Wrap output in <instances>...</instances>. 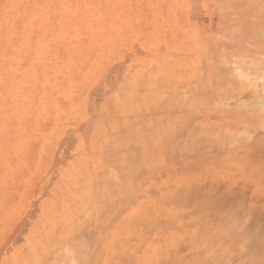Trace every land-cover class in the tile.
Returning a JSON list of instances; mask_svg holds the SVG:
<instances>
[{
	"label": "rangeland",
	"instance_id": "1",
	"mask_svg": "<svg viewBox=\"0 0 264 264\" xmlns=\"http://www.w3.org/2000/svg\"><path fill=\"white\" fill-rule=\"evenodd\" d=\"M252 1L0 0V264H264Z\"/></svg>",
	"mask_w": 264,
	"mask_h": 264
},
{
	"label": "bare ground",
	"instance_id": "2",
	"mask_svg": "<svg viewBox=\"0 0 264 264\" xmlns=\"http://www.w3.org/2000/svg\"><path fill=\"white\" fill-rule=\"evenodd\" d=\"M223 1H224L225 5L227 6V8H230V11L232 12L234 9L237 8L236 6L239 4V3H238V4L236 5V3H237V2H240L241 0L236 1V2H235V0H233V1H232V0H223ZM251 1H252V0H251ZM254 1L259 2V0H254ZM254 1H252L253 4H254ZM217 2H218V1H217ZM257 2H255V3H257ZM220 3H221V2H220ZM242 3H243V1L241 2V4H242ZM252 3H251V4H252ZM251 4H250V5H251ZM253 4H252L251 6H253ZM258 4H260V3H258ZM260 5H261V4H260ZM238 6H239V5H238ZM241 6H242V5H241ZM254 6L257 7L256 4H254ZM254 6H253V7H254ZM223 7H224V5H223ZM235 7H236V8H235ZM227 8H226V9H227ZM261 8H262V10H264V6H263V5H261ZM239 9H240V8H239ZM218 10H219V9H218ZM224 10H225V8H224ZM240 10H241V9H240ZM226 11H227V10H226ZM228 11H229V10H228ZM248 11H249V10H248ZM237 12H239V11H237ZM261 13H262V12H261ZM261 13L259 12L260 15H261ZM222 14H223V13H222ZM225 14H226V13H225ZM235 14H236V13H235ZM235 14H234V15H235ZM242 14H244V10H243ZM251 14L253 15V13H251ZM228 15H229V14H228ZM228 15H227V16H225V15H221V16H222V18H223V16H224V17H228ZM237 15H238V13H237ZM254 15H258V13L256 12V14L254 13ZM260 15H259L258 17H257V16H255V17L258 18V20H259V19H263V17L259 18ZM262 15H263V14H262ZM217 16H219V15H217ZM229 16H230V15H229ZM218 18H219V17H218ZM222 18L220 17L219 19H222ZM239 18H240V17H239ZM239 18H237V17L234 18V17H233V18L230 19V17H229V19H230L229 21L231 22V25H230V23L228 22V23H229L228 26L226 25V24H228V23H226V21H222V20H221L222 24H223V23H224V24H223V25L220 24V25L223 27V28L221 27L220 29L224 30V28H225V29L227 30V31H225V33L228 32V29L230 28V26H235L236 24H235V25H233V24H234L235 21H238ZM252 18H253V17H252ZM235 19H237V20H235ZM240 20H241V19H240ZM258 20H256V24H261V21H262V20H259V22H258ZM233 21H234V22H233ZM254 22H255L254 20H253L252 22L250 21V23H251L250 26L248 25L249 22L247 23V25L249 26L250 29L252 28L251 26H252V23L254 24ZM257 22H258V23H257ZM262 22L264 23V19H263ZM250 23H249V24H250ZM217 24H219V23H217ZM256 24H255V26H256ZM261 25H262V24H261ZM262 26H263V25H262ZM262 26L259 27V25H258L259 29L261 28V29L258 30V31H257L256 29H255L256 31H255L254 29H252V33H254V35L250 32L251 35H249V34H250V33H249L248 36L246 37V41L249 42L250 45H252L253 43L258 42V40H256V38H257V36H258V38H260V37H259V35H255V34H259L260 31H261V33H263V30H264V29L262 28ZM244 27H245V28H244ZM243 28H244V29H243ZM246 28H247L248 30H246ZM249 28H248L246 25H242V28H241V26H240V27L237 26V32H239V34H242V31H243V33H245V31H249V30H250ZM253 28H254V27H253ZM235 29H236V27H235L234 30H232V31L235 32ZM238 29H239V30L241 29V31H238ZM244 30H245V31H244ZM253 30H254V31H253ZM220 31H221V30H220ZM232 31L230 30L229 35L232 36V34H233V38H234V34H235L236 36L239 35V34H236V33L232 32ZM231 32H232V33H231ZM225 33H222L221 36H222L223 34L225 35ZM217 34H218V33H217ZM219 34H220V33H219ZM245 35H246V33L243 34V36H242V37H243L242 40L244 39L243 41H245V38H244ZM252 35H253V37H252ZM240 36H241V35H240ZM250 36H251V37H250ZM231 38H232V37H231ZM261 41H263L262 38H261ZM261 41H259V43H258V48H259V49H260V45H261L260 42H261ZM247 42H246V43H247ZM251 42H252V43H251ZM263 42H264V41H263ZM242 43L244 44V42H242ZM188 44H189V43H188ZM262 44H263L262 47H264V43H262ZM183 45H184V44H183ZM183 45H182V48H183L184 50H187L186 47H184L185 45H184V46H183ZM194 45H196V43H195ZM250 45H248V47H249ZM256 45H257V43H256ZM189 46H190V45H189ZM192 46H193V43H192ZM254 46H255V45H254ZM180 47H181V46H180ZM246 47H247V46H246ZM250 47H251V46H250ZM188 48H189V47H188ZM252 48H253V45H252ZM246 50H248V49H245V50H243V51H246ZM249 50H250V52H249V51H248V52L250 53V55H251V53L253 54V58H251L252 55H251V57H250L249 53H246L247 51L245 52L246 55H248V57H250L249 59H250V60L252 59L251 61H247L248 58L246 57L247 59H246L245 61H247V64H248V65H246V66H247V68H250V70H251V69H254L255 71L253 70V73H255V72H256V69H257V68L259 69V67L262 65V59H258V55L261 56V54L263 53V55L261 56V58H262V57L264 56V49H262L261 54H260V51H259V52H254V51H253L254 48H253L252 51H251V48H250ZM260 50H261V49H260ZM243 51H241V52H239V53L242 54ZM255 51H256V49H255ZM254 54H255V55H254ZM236 56H237V55H236ZM239 57H240V56H239ZM242 57H244V56H242ZM263 58H264V57H263ZM254 59H255L256 61H255ZM258 60H259V61H258ZM260 60H261V62H260ZM257 61L259 62V64H258ZM239 62H240V61H239ZM242 62H243V61H242ZM240 64H241V63H240ZM244 64H245V63H244ZM244 64H241L242 67L244 66ZM260 64H261V65H260ZM263 64H264V63H263ZM259 65H260V66H259ZM238 66H240V65L238 64ZM258 66H259V67H258ZM244 68H246V67H244ZM236 72H237V70H236ZM244 72H245V71H244ZM247 72H248V71H247ZM245 73H246V72H245ZM249 73H251V72H249ZM175 74H176V73H175ZM175 74H174V75H175ZM177 76H178V75H176V77H177ZM178 77H180V76H178ZM178 77H177V78H178ZM180 78H182V77H180ZM178 79H179V78H178ZM179 80H180V79H179ZM183 80H184V79H182V81H183ZM182 81L180 80V82H182ZM180 82L178 81V83H180ZM218 84L220 85V83H218ZM234 86H235V85H234ZM175 90H176V89H175ZM176 92H177V91H176ZM173 98H174V97H173ZM173 102H175V101H173ZM176 102H177V98H176ZM249 102H250V101H249ZM252 103H253V101H252ZM247 105H249V104L247 103ZM147 108H148V107H147ZM147 108H146V109H147ZM245 112H246V111H245ZM253 115H254V114H253ZM195 141H196V140H195ZM188 145L190 146V144H188ZM187 148H188V146H187ZM199 149H200V147H199ZM206 149H207V148H206ZM201 151H203V150H201ZM139 156H140V154H139ZM136 158H137V156H136ZM127 160H128L127 163H130L131 165H134V163L137 161V159H135V153H132V154H131V157L127 158ZM135 160H136V161H135ZM222 160H223V159H222ZM123 166H124V165H123ZM115 186H116V185H115ZM123 187H124V186H123ZM116 188H117V187H116ZM113 189H114V188H113ZM115 190H116V189H115ZM206 194H207V193H206ZM220 214H221V213H220ZM233 214H235V212H233ZM235 215H237V213H236ZM219 216H223V217H225L224 214L219 215ZM232 216H233V215H232ZM232 216H231V217H232ZM234 217H235V216H234ZM207 219H208V218H207ZM224 219L226 220V218H223V220H224ZM223 220H222V221H223ZM225 220H224V221H225ZM229 220H230V219H229ZM232 220H234V219L232 218ZM222 221H221V222H222ZM234 221L237 222L236 220H234ZM235 222H234L233 224H235ZM224 223L226 224V222H224ZM225 224H224V225H225ZM227 224H229V222H228ZM225 227H226V226H225ZM78 229H80V228H78ZM222 229H223V228H222ZM228 229H229V228H228ZM224 230H225V228H224L222 231H224ZM75 231L77 232V229H75ZM226 231H227V230H226ZM78 238H79V237H78ZM68 240H69V239H68ZM71 240H72V239H71ZM68 243H69V242H68ZM64 246H65V245H64ZM241 249H243V248H241Z\"/></svg>",
	"mask_w": 264,
	"mask_h": 264
}]
</instances>
